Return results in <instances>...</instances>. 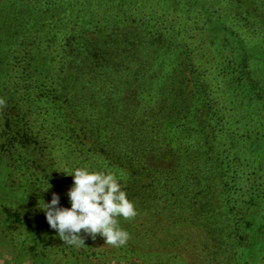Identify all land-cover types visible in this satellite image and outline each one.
Wrapping results in <instances>:
<instances>
[{
	"label": "trees",
	"instance_id": "1",
	"mask_svg": "<svg viewBox=\"0 0 264 264\" xmlns=\"http://www.w3.org/2000/svg\"><path fill=\"white\" fill-rule=\"evenodd\" d=\"M76 167L125 245L47 224ZM0 261L264 264V0H0Z\"/></svg>",
	"mask_w": 264,
	"mask_h": 264
},
{
	"label": "clouds",
	"instance_id": "2",
	"mask_svg": "<svg viewBox=\"0 0 264 264\" xmlns=\"http://www.w3.org/2000/svg\"><path fill=\"white\" fill-rule=\"evenodd\" d=\"M59 171L65 173L63 169ZM66 175H71L73 179L67 191L70 207L60 206V197L56 193L47 203L42 199L43 204L39 207L49 227L70 245L83 244L82 231L93 239L96 234L101 235L113 247L125 245L129 233L118 226L117 218L134 217L136 210L116 176L87 167L70 169ZM49 188L50 185L43 191Z\"/></svg>",
	"mask_w": 264,
	"mask_h": 264
},
{
	"label": "rangeland",
	"instance_id": "3",
	"mask_svg": "<svg viewBox=\"0 0 264 264\" xmlns=\"http://www.w3.org/2000/svg\"><path fill=\"white\" fill-rule=\"evenodd\" d=\"M94 240H95V238H94ZM97 241H98V243H99L100 246H103V244H102L103 242H101L102 240H101L100 237L97 238ZM0 262H2V261H0ZM3 263H4V261H3Z\"/></svg>",
	"mask_w": 264,
	"mask_h": 264
}]
</instances>
